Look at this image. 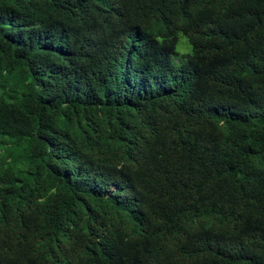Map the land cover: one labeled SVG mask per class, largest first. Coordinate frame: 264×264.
<instances>
[{
	"label": "trees",
	"instance_id": "16d2710c",
	"mask_svg": "<svg viewBox=\"0 0 264 264\" xmlns=\"http://www.w3.org/2000/svg\"><path fill=\"white\" fill-rule=\"evenodd\" d=\"M0 264H264V0H0Z\"/></svg>",
	"mask_w": 264,
	"mask_h": 264
},
{
	"label": "rangeland",
	"instance_id": "374dc122",
	"mask_svg": "<svg viewBox=\"0 0 264 264\" xmlns=\"http://www.w3.org/2000/svg\"><path fill=\"white\" fill-rule=\"evenodd\" d=\"M187 44V45H186ZM178 49L181 52H187L190 50V46L187 43V39L185 37H182L178 44Z\"/></svg>",
	"mask_w": 264,
	"mask_h": 264
}]
</instances>
